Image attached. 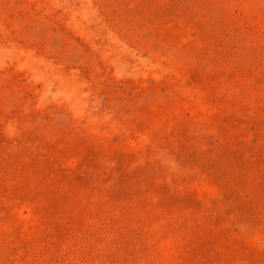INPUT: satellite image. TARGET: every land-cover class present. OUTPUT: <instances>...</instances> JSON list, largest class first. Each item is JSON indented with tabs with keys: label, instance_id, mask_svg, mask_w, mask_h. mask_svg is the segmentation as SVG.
Masks as SVG:
<instances>
[{
	"label": "rangeland",
	"instance_id": "obj_1",
	"mask_svg": "<svg viewBox=\"0 0 264 264\" xmlns=\"http://www.w3.org/2000/svg\"><path fill=\"white\" fill-rule=\"evenodd\" d=\"M0 264H264V0H0Z\"/></svg>",
	"mask_w": 264,
	"mask_h": 264
}]
</instances>
